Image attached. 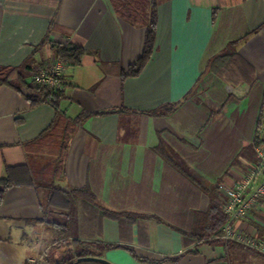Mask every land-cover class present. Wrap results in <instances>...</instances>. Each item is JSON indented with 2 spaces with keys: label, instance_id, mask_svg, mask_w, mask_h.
I'll use <instances>...</instances> for the list:
<instances>
[{
  "label": "crops",
  "instance_id": "obj_1",
  "mask_svg": "<svg viewBox=\"0 0 264 264\" xmlns=\"http://www.w3.org/2000/svg\"><path fill=\"white\" fill-rule=\"evenodd\" d=\"M153 5L151 58L138 75L125 76L143 55ZM60 43L86 50L80 64H66L62 116L89 115L71 132L62 168L57 110L35 101L29 87L33 73L59 56ZM3 69L0 177L27 166L35 185L6 192L0 264H55L68 248L91 249L112 264H264L223 237L186 241L178 229L200 223L195 214L207 213L212 198L174 165L196 171L210 190L240 181L258 161L256 149L264 151V0H0ZM164 105L175 109L150 114ZM37 185L93 194L94 204L78 199L74 209L87 246L56 242L42 221ZM221 199L224 208L222 190ZM101 209L161 221L125 223ZM68 215L56 218L67 223ZM236 228L264 237V196ZM110 244L118 246L104 248Z\"/></svg>",
  "mask_w": 264,
  "mask_h": 264
},
{
  "label": "trees",
  "instance_id": "obj_2",
  "mask_svg": "<svg viewBox=\"0 0 264 264\" xmlns=\"http://www.w3.org/2000/svg\"><path fill=\"white\" fill-rule=\"evenodd\" d=\"M156 24H157V7L156 5H153L151 19L147 25L146 42H145V49L143 55L137 60L135 64L130 66L128 72L124 73L125 76L138 75L142 71L144 66L147 64L149 59L151 58L155 43V37H156ZM56 49L58 55L63 58L65 63L73 66L80 64L84 55L86 54V50L83 47L73 46L69 44L68 45L62 43L57 44ZM8 73L9 71L5 69L0 71V84H2V82L3 83L8 82L9 79ZM29 87L32 88V90L34 91L33 98L35 99V101L43 100L50 102L57 110V119H56L57 121H55V124L53 125V128H55L53 132V136L56 137L61 136V138L63 139L62 143L64 146H63V150L61 151V156L59 161L61 163L59 168H62L65 158L64 155H66L68 143L71 138V132L78 124H81L89 115L87 113H83L78 118L69 121L67 117L66 119L62 116L60 110V102L61 99L64 97L63 89H46L43 86L36 83L34 80L32 81L31 84H29ZM41 93L44 95L43 98L40 97ZM174 109H175L174 105H170V106L164 105L150 111V114L161 115V114L171 113ZM62 121H65L64 128L62 127V129L60 130L61 127L60 123H62ZM259 134H260V130L258 129V135L255 139L256 147L260 146L263 142ZM255 146L253 147L251 146L250 149L255 151ZM167 158L173 159L169 155L167 156ZM175 162L176 163H174V165L176 169H178L180 172L185 173L186 176L191 181H193V183H195L197 186L200 185L201 187H203V189L206 188L212 198V203L207 213L195 214L196 220L199 221L200 223H195L192 228H189L187 230L178 229V231L183 233L186 241L188 242L220 241L224 233V226L228 222L229 216L224 212L222 206L223 203L221 199V190L219 185L211 189L209 188L210 190H208V188L203 185L202 180L196 171L189 168L184 163L178 161ZM34 185L35 182L27 166L8 167L7 174L3 177H0V208L4 202L6 192L9 188L14 186H34ZM37 189L39 191L41 205L43 209L42 221L46 222L49 225V227L53 230L55 234L56 242L58 243L65 242L68 241L69 238H72L71 240L73 243H78L79 245L87 246L86 242L82 241V239L79 237V231L77 230L78 229L77 217H76L77 213H75L74 209L76 210L75 201L78 199H82L85 202L87 201L91 205L94 204V201L96 199L93 196V194L89 192L87 189H83V190L72 189V191H68L67 189L59 187L57 185H37ZM60 212H64V213L67 212V214L69 213L68 216L70 217L68 218L67 223H64L60 221L58 218H56V216L59 215ZM100 213L101 216H107L112 219H116L119 220L120 222H125V223L128 222L132 223L135 221H139L141 219H150L153 217L161 221V218L155 215H143L137 213H114V212H108L105 209L103 211L101 209ZM72 242L68 243V245L71 244ZM228 242L233 244L234 247L242 251L254 253L257 256L264 258V252L258 251L251 246L236 241H228ZM116 246L118 245L110 244V245H105L104 248H111ZM96 255L97 254H95V252L92 251L91 249L76 251L72 248H68L64 252V255L61 259L55 260V264H79L78 262L80 261V258L95 257ZM99 263H105V262H100V261L96 262V264ZM105 264H112V263L107 262Z\"/></svg>",
  "mask_w": 264,
  "mask_h": 264
},
{
  "label": "built area",
  "instance_id": "obj_3",
  "mask_svg": "<svg viewBox=\"0 0 264 264\" xmlns=\"http://www.w3.org/2000/svg\"><path fill=\"white\" fill-rule=\"evenodd\" d=\"M66 63L58 56L50 66L42 67L33 73V80L46 89H63L65 85ZM41 98L44 95L41 93ZM258 161L243 178L234 185L219 184L228 196L224 212L229 216L224 226L223 238L236 241L264 252V238L253 239L245 236L236 228V222L249 216L250 211L264 196V151L257 148Z\"/></svg>",
  "mask_w": 264,
  "mask_h": 264
},
{
  "label": "water",
  "instance_id": "obj_4",
  "mask_svg": "<svg viewBox=\"0 0 264 264\" xmlns=\"http://www.w3.org/2000/svg\"><path fill=\"white\" fill-rule=\"evenodd\" d=\"M80 260H95V261H100V262H105L107 263L108 261L103 259V258H95V257H84V258H80Z\"/></svg>",
  "mask_w": 264,
  "mask_h": 264
},
{
  "label": "rangeland",
  "instance_id": "obj_5",
  "mask_svg": "<svg viewBox=\"0 0 264 264\" xmlns=\"http://www.w3.org/2000/svg\"><path fill=\"white\" fill-rule=\"evenodd\" d=\"M264 237H262L261 239H263Z\"/></svg>",
  "mask_w": 264,
  "mask_h": 264
}]
</instances>
